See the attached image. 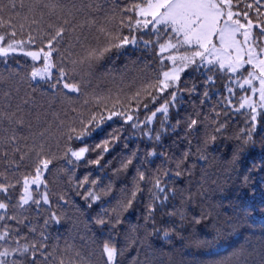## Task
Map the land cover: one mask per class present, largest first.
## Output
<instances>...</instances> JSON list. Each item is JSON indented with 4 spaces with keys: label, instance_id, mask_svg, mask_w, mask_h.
<instances>
[{
    "label": "snow or ice",
    "instance_id": "obj_1",
    "mask_svg": "<svg viewBox=\"0 0 264 264\" xmlns=\"http://www.w3.org/2000/svg\"><path fill=\"white\" fill-rule=\"evenodd\" d=\"M27 61H31L29 70L23 71ZM0 64L4 100L15 99L19 85L26 83L30 92L25 93L23 105L42 107L36 93L47 96L50 106L59 105L51 123L45 121L30 132L37 137L30 144L19 134L26 126L19 115L21 105L15 111L10 103L0 108V128L9 133L0 136V264H93L83 245L61 241L49 232L51 226L61 224L62 215L52 210L46 174L60 170L71 176L81 166L102 168L101 161L120 143L125 126L140 139L161 144L171 135L189 148L174 159V169L161 166L163 170L157 168L146 177L145 171L135 168L132 187L122 188L115 205L109 207L111 201L101 205L93 218L101 229L123 223V215L133 210L145 191L142 184L148 194L145 220L155 224L157 209L177 197V179L192 175L190 156L207 159L206 153L218 140L238 142L232 163L257 144L264 146L260 131L264 128V0H0ZM217 80L225 81L224 89L212 92ZM185 96L199 98L200 106L214 96L217 102L208 114L201 116L197 108L181 118ZM35 115L39 121L40 115ZM241 117L243 127L229 134V123ZM114 121L119 125L114 127ZM27 127L31 130V121ZM97 133L106 135L90 145L88 139ZM139 150L137 145L117 171L133 166ZM90 152L96 156H89ZM157 155L155 147L147 151V156ZM59 160L72 171L58 165ZM90 175L76 185L78 195L88 185L83 195L88 208L99 205L112 188L108 184L97 190L99 181H89ZM179 195L184 201L192 198L187 188ZM61 201L69 203L60 195L57 209ZM44 212L43 227L38 228L28 213L39 218ZM176 214L175 209L167 213ZM174 231L163 230L168 243ZM190 243L211 253L210 264H250L256 253L244 244L221 253L219 246L209 248L199 239ZM140 247L144 259L138 253L133 264H155L158 257L152 245L145 248L141 242ZM98 248L103 264H121L125 249L117 247L111 234ZM260 254L264 261V246Z\"/></svg>",
    "mask_w": 264,
    "mask_h": 264
},
{
    "label": "trees",
    "instance_id": "obj_2",
    "mask_svg": "<svg viewBox=\"0 0 264 264\" xmlns=\"http://www.w3.org/2000/svg\"><path fill=\"white\" fill-rule=\"evenodd\" d=\"M130 57L134 58L135 53H131ZM20 59L23 62L25 58L21 57ZM29 64L31 61L26 62L23 71L29 70L27 67ZM3 67L4 65L0 64V68ZM13 67L18 68L19 66L13 65ZM224 85L225 81L217 80L212 92L223 91ZM19 87L20 92L15 94V99L6 101L0 97V108H7L10 103V110L15 111L17 105H21L23 111L19 115L24 117L26 126L19 129V134L28 138L27 143L30 144L32 139H37V137L30 136V132H36L45 121L51 123L56 117L59 105L50 106L47 96L41 97L39 93L35 94V98L38 105H42V107L32 108L31 105H23L25 93L30 90L26 83ZM237 95H239L238 89ZM184 100L185 103L180 112L181 118L192 114L197 108L200 109L201 116L208 114L209 108L216 105L217 97L214 96L210 102H206L203 106L199 105L197 97L185 96ZM190 101H195V104ZM28 112L34 114L28 115ZM36 113L40 115L39 121L36 119ZM171 115L174 122L175 112ZM29 121L32 124L31 130L27 127ZM111 123L114 127L119 125L118 121ZM243 125L242 117L231 121L228 126L229 134L236 133ZM9 127L15 128L16 126ZM107 127L108 125H105V128ZM260 131L264 133V128ZM8 134L3 128H0V136ZM105 135L106 133L94 134L93 138L88 139V143L90 145L97 143ZM24 143L25 141H20L22 147ZM125 143L128 145L127 148L123 146ZM237 143L234 139H221L209 148L206 153L207 159L199 160L195 155L190 156L188 164L194 163L192 175L186 174L183 179H177L175 184L177 197L175 199L170 197L169 202L162 210L157 209L155 224L150 220H145L148 194L147 185L142 184L145 191L138 195V202L134 205L133 210L123 215V223L116 228L105 225L101 229L93 223V218L99 212L101 205H106L109 201H111L109 207L115 205L116 199L114 198L121 196L122 188L132 187L133 177L136 175L135 168L138 167L145 171L146 177L155 172L157 168L163 170L161 166L174 169V159L189 148L187 143L181 142L178 138L174 139L171 135L164 137L161 144H155L146 138L140 139L125 126L120 143L112 147L111 151L105 154L104 160L101 161L102 168H97L95 165L81 166L75 169L71 176L60 170H54L53 175L46 174L49 180L50 199L54 202L52 210H56L62 215L61 224L51 226L49 232L53 237L58 235L61 241L68 240L70 243L76 244L77 247L83 245V251L89 254L93 264H103L99 256L98 245L108 239L110 234L117 247L125 249L121 264H133L138 253H140V259H144V248L140 247L141 242L145 248L152 245L156 251L158 259L155 260V264H210L211 253L205 248H196L190 243L196 239L206 242L209 248L219 246L218 250L221 253L229 250L230 247L234 248L244 244L249 248L256 249L250 264H264L260 254V250L264 246V146L257 144L255 148L249 149L247 153L243 154L238 162L232 163V152ZM196 144L197 140L193 138L191 145L193 152H195ZM137 145L140 150L136 154L133 166H129L127 170L117 171L120 168L121 160L128 156ZM152 147H155L158 153L155 157L147 156V151ZM0 150H3L2 146H0ZM53 150L56 149L53 148ZM62 150L61 147L60 151ZM161 152L165 153V156H160ZM89 156L94 158L96 153L90 152ZM56 163L68 167L72 171L63 160ZM80 163L83 165V162ZM89 173H91L89 181L93 179L99 181L97 190L101 186L112 185L109 194L102 196L100 204H93L92 208H88L83 199L88 185H84L80 189L79 195L76 190L77 183ZM245 177L248 178L247 182H245ZM185 188L192 193V198L189 201H184L179 195L180 191ZM60 195H63L69 203L65 205L61 201L59 202L60 208L57 209L55 202ZM44 207L47 208V205ZM173 209L177 214L167 215ZM181 213L183 218H181ZM28 216L33 224L42 228V219L47 216V212L41 213L39 218L35 213H28ZM197 219L200 220V223H195ZM156 228L160 231L154 232L153 230ZM166 228L175 229L170 237L171 243L163 238V230ZM132 239L136 242L131 243Z\"/></svg>",
    "mask_w": 264,
    "mask_h": 264
}]
</instances>
